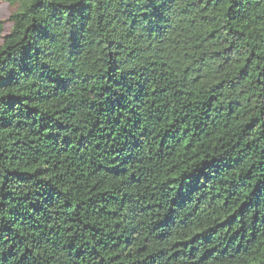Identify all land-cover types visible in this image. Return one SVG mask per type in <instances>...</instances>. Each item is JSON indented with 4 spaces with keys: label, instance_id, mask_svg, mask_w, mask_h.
<instances>
[{
    "label": "trees",
    "instance_id": "16d2710c",
    "mask_svg": "<svg viewBox=\"0 0 264 264\" xmlns=\"http://www.w3.org/2000/svg\"><path fill=\"white\" fill-rule=\"evenodd\" d=\"M0 2V264H264V0Z\"/></svg>",
    "mask_w": 264,
    "mask_h": 264
},
{
    "label": "rangeland",
    "instance_id": "374dc122",
    "mask_svg": "<svg viewBox=\"0 0 264 264\" xmlns=\"http://www.w3.org/2000/svg\"><path fill=\"white\" fill-rule=\"evenodd\" d=\"M12 9L7 4L0 2V23H2L1 35L6 34L10 29V23L8 22L9 15Z\"/></svg>",
    "mask_w": 264,
    "mask_h": 264
}]
</instances>
